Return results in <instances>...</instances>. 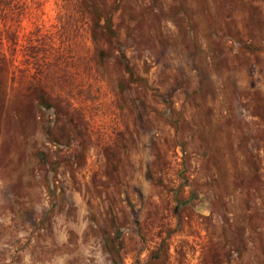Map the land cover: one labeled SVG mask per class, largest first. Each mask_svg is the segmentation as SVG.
Returning <instances> with one entry per match:
<instances>
[{"label":"rangeland","instance_id":"1","mask_svg":"<svg viewBox=\"0 0 264 264\" xmlns=\"http://www.w3.org/2000/svg\"><path fill=\"white\" fill-rule=\"evenodd\" d=\"M93 1L0 0V264H264V0Z\"/></svg>","mask_w":264,"mask_h":264},{"label":"trees","instance_id":"2","mask_svg":"<svg viewBox=\"0 0 264 264\" xmlns=\"http://www.w3.org/2000/svg\"><path fill=\"white\" fill-rule=\"evenodd\" d=\"M89 4H90L89 8L94 16L92 20V25H91L92 39L95 40L97 35H104V36H107L108 38L114 37L116 33L114 29L112 28L110 19L104 16L103 12L96 6L93 0H90ZM42 99H43L42 96H39L38 103H40Z\"/></svg>","mask_w":264,"mask_h":264}]
</instances>
